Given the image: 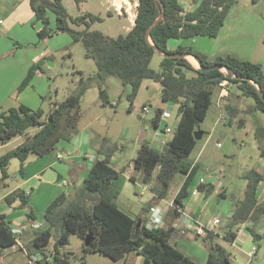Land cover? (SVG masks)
Listing matches in <instances>:
<instances>
[{
	"label": "trees",
	"instance_id": "1",
	"mask_svg": "<svg viewBox=\"0 0 264 264\" xmlns=\"http://www.w3.org/2000/svg\"><path fill=\"white\" fill-rule=\"evenodd\" d=\"M29 1L35 12L32 25L37 27L38 23L42 24L38 30L39 38L44 41L56 34L68 33L73 43H82L84 55L96 62L98 71L95 77L81 79L75 92L64 100L56 101L45 119L42 118V107L33 108L21 103L7 109L0 108V143L5 144L16 136L27 135L22 144L0 155V184L5 185L10 178L8 169L12 159H19V170L23 173L24 165L31 155L39 157L50 153L60 139L70 138L71 134L64 135L68 130H78L81 100L94 81L104 104L110 102L105 87L110 76H117L122 83L129 84L130 108L145 80L158 81L161 83L162 101L178 105L179 121L174 129L167 132L171 133V137L167 138L164 145L156 147L143 141L134 158V168L143 173L144 184L152 183L151 191L153 189L154 194L143 206L144 216L133 217L117 203L120 190L112 182L120 177L121 172L111 165L117 145L109 144L105 137L98 148L102 157L93 160L88 175L73 193L62 192L48 204L44 213L46 224L30 226L33 227L32 232L25 244L21 245L17 241L11 228L13 223L6 219L5 214H0V264L5 256L4 250L14 246L24 250L28 257L40 254L41 259L35 264H72L71 252L63 249L69 243L72 233L84 239L87 236L92 238L89 245L84 242L85 253L101 252L119 260L127 253L136 252L143 256L144 264H198L171 243L174 225L165 226L162 222L159 227H147L149 212L168 197L172 182L178 174L187 177L175 194V207L170 208L168 213L173 212L176 218L180 215L177 207L185 208L186 198L195 183L194 175L200 169L198 163L190 158L201 139L196 138L195 132H205L200 122L204 121L214 103V93L218 99V84L225 77L221 68L211 67L215 64L230 67L235 75L230 80L238 91L236 96L252 97L255 100V104L240 109L238 104L228 101L232 86L223 107L219 99H216L220 111L226 113L227 119L222 122L235 124L239 128L246 125V114L264 112V99L260 94V89L264 94V68L259 62L233 55L209 59L205 53L192 46L180 43L171 47L169 42L172 39L187 40L197 36L217 37L230 9L239 0H197L196 8L187 12L181 0H138L134 25L127 33L117 37L92 29L95 22L104 20L99 14L83 12L73 16L64 0ZM76 2L79 4L81 0ZM163 11V18L148 33ZM50 14L56 17L55 25L51 24ZM157 51L163 54L160 71L151 66ZM182 53L197 57L207 69L194 66L187 56L164 55ZM48 58L49 54H46L31 65L18 91L25 89L37 74L46 73ZM164 110L156 109L153 124L158 128ZM33 127L37 130L30 133ZM255 135L261 143V155L264 156V124L257 126ZM155 174L157 182L154 185ZM131 178L135 180V176ZM244 178V198L235 201L232 214L226 220L222 232L208 231L202 238L209 251L206 264H231L233 254L218 237L223 234V240L233 243L240 226L245 222H250L249 230L257 244L262 238L256 226L264 217V200L258 197L259 188L264 183V173L251 168L245 172ZM216 186L207 181L198 184V188L204 190L206 195L211 194ZM17 198L21 199L22 206H26L30 192L18 188L10 192L5 200L12 203ZM27 215L30 220L37 219L33 209ZM26 229L21 232L20 240ZM22 264L33 263L28 259Z\"/></svg>",
	"mask_w": 264,
	"mask_h": 264
},
{
	"label": "crops",
	"instance_id": "2",
	"mask_svg": "<svg viewBox=\"0 0 264 264\" xmlns=\"http://www.w3.org/2000/svg\"><path fill=\"white\" fill-rule=\"evenodd\" d=\"M85 3L91 5L88 10L84 12H96L103 11L107 14L118 17L119 20H123V27L125 28V33H127L135 23V18L137 15V6L138 0H81L80 3ZM184 10L192 11L197 6V0H181ZM65 4V0H64ZM66 5V4H65ZM264 5V0H239L236 4L232 6L230 12L226 18L224 26L221 28L217 37L212 38V40H205L202 37L197 36L191 39L189 42L193 48L202 51L205 53L209 59H214L217 56H226L233 55L240 59L252 60L264 64L255 60L253 56V51L250 52V55H246L243 57V54L232 51L228 46L230 40L232 39V34L229 29L232 24L231 17L234 11H243L249 12L254 6ZM67 7V6H66ZM68 8V7H67ZM252 13V12H251ZM98 14V13H95ZM78 15V14H77ZM100 15V14H99ZM235 17V16H234ZM51 24L55 25L56 17L54 14H50ZM35 19V12L31 7L29 0H5L2 5H0V105L6 104L7 106H16L9 104L11 99H16L18 101L17 105L21 103H25L33 108H39L42 106V98H43V90L39 87L40 84H43L46 75L37 74L29 85L23 89L20 93L18 92V88L25 79L29 68L31 65L43 57L45 54L52 51L48 50V46H42L47 42H43L40 40L38 35V30L41 27V23H38L37 27H31L33 20ZM238 20V19H237ZM238 22L235 21V24ZM27 25V26H26ZM31 25V26H30ZM234 25V24H232ZM258 36V44L261 42L264 43V24L258 25L256 27ZM10 32H15L18 37V41L21 43H27L28 49L31 46H36V50H28L27 52H23L22 48H16V51L13 54L7 53L10 49L14 47V41L7 40V34ZM234 37V36H233ZM241 37V38H240ZM239 38L242 39V34ZM72 39V37H71ZM173 41L169 42V46L175 47L178 44H185L184 40L181 39H172ZM73 43V40H55V47H52L53 50H56L64 44ZM224 43L225 46H221ZM198 44V45H193ZM207 44L208 46L204 45ZM205 46V47H204ZM152 80H145L141 86V88L145 85L147 89L154 88L155 84L151 83ZM158 83V82H157ZM159 84V83H158ZM140 88V90H141ZM157 88V86H156ZM158 89V88H157ZM160 90V88H159ZM140 92V91H139ZM237 90L235 86L231 88V94L229 95L228 101L235 102L238 104V107L242 110L247 108L250 105L255 104V100L252 97H237ZM18 94V95H17ZM139 94V93H138ZM218 100V99H217ZM219 101V100H218ZM164 105H168L169 102H163ZM149 102H145L144 105H148ZM143 105V106H144ZM164 105L160 104L157 108L166 109ZM134 106V103H133ZM171 106V104H169ZM167 109L171 110L170 107ZM259 112V111H256ZM256 115V113H253ZM258 115V114H257ZM236 127L228 124L227 122L220 121L219 118L215 120V123L212 129L202 131V138L206 137V141L203 145V152L206 150L209 141L214 137H217L218 132V147H221L223 144L225 145L228 140V135L232 134V139L235 140L234 131ZM32 133L31 131H29ZM156 135V133H155ZM27 135H19L12 139L10 142L5 144H0V149L4 150V153L16 148L20 144L25 141V137ZM227 136V138H225ZM19 137H24L20 141ZM161 135H156L155 139L158 140ZM225 138V139H224ZM219 139L223 140L224 143L220 142ZM80 141L72 142H64L60 140L56 148L50 153L44 156H37L33 158L32 155L26 161L23 173H20V161L18 162L17 172L11 173L12 163L17 161L15 159L11 160L9 165V173L10 178L7 179L5 185L0 184V203H7V206L0 207V214H5L6 219L10 220L16 226H25L26 231L22 234L20 244H25V241L30 238L32 232L31 228L44 226L46 224V219H42L37 216V219L30 220L28 218V212L30 209L34 210V206L41 202L42 206H48V204L60 193L68 192L72 185H76V182L79 177H83V179L88 175L89 169L93 160L96 157H102L101 154L98 153V150L93 155H91L88 151H86V146L80 145ZM12 145V146H11ZM208 151V156L205 158L206 162H211L216 160L217 151L213 149ZM3 153V154H4ZM63 154V157L59 158L58 154ZM233 154V153H232ZM2 155V154H1ZM200 155V154H199ZM260 160L256 165L248 167L245 171L237 173L236 176L241 178V180H229L228 172L225 167L221 165H212V164H204L201 159L195 158L193 159L198 163L199 170L194 175L195 183L191 187V193L186 198V210L194 216L197 221L211 225L213 219L217 216H222L223 222L220 226L215 227L213 229L214 232H222V228L226 223V220L229 218L230 213L233 210L235 201L241 200L244 198L245 187H246V179L244 178V174L247 170L251 168H256L260 172L264 173V156L260 153ZM15 163V162H14ZM72 164L74 166L72 167ZM15 165V164H14ZM222 168L224 170V177L222 179L221 186H216V189L209 195H206L204 190H200L198 188V184L201 181H207L208 174L210 171ZM140 174L132 175L135 176L134 182H138V180L143 181V173L139 171ZM68 174H71V178H69ZM1 176V170H0ZM121 176V175H120ZM131 176V177H132ZM186 175L184 176L181 185L186 179ZM140 178V179H138ZM9 180L14 181V186L10 190H3L1 187L8 186ZM119 180V178H118ZM66 181V182H65ZM113 180L112 184L115 188L120 190V196L117 200L119 206L126 212L132 213L131 216L136 217L139 215H145L143 207H137L135 209L132 207L130 203V199L124 196L121 193L120 186L117 185ZM238 183V185H235ZM180 185V187H181ZM11 186V185H10ZM260 195L264 194V184L261 185ZM179 187V188H180ZM22 188L28 192H30V198L28 204L26 206L21 205V199L17 198L12 203H8L5 198L6 196L18 189ZM178 188V190H179ZM177 190V192H178ZM44 191V192H43ZM43 192V193H42ZM176 192V193H177ZM50 194L48 199L46 194ZM154 196L152 193L151 198ZM175 197V195H174ZM174 197L172 199H174ZM151 198L149 200H151ZM165 199H162L160 202H163ZM44 202V203H43ZM149 202V201H148ZM147 202V203H148ZM32 203V205H30ZM146 203V204H147ZM44 204V205H43ZM46 204V205H45ZM122 204V205H121ZM161 204V203H160ZM46 209V208H45ZM17 211H23L24 214H17ZM35 211V210H34ZM45 213V211H43ZM36 213V211H35ZM129 213V214H130ZM37 215V214H36ZM44 216V215H43ZM163 225L169 226L174 225L175 230L172 233V237L170 239L171 243L174 244L180 251H182L185 255L196 261L198 264H206L209 251L202 238L205 236H199L196 234V226L194 221H189L182 217L181 215L174 218L173 212H167ZM33 226V227H30ZM250 222H245L240 226L238 236L233 243H230L236 251H231L232 262L231 264H264V217L260 220V222L256 226V230L259 234L262 235L261 240L257 244L253 235L249 230ZM29 236V237H28ZM218 239L222 243L223 234H220ZM225 241V240H224ZM223 244V243H222ZM258 246V248H257ZM15 251H17L16 246L12 247ZM255 249V253L253 255V259H250V253H252ZM27 254V253H26Z\"/></svg>",
	"mask_w": 264,
	"mask_h": 264
},
{
	"label": "rangeland",
	"instance_id": "3",
	"mask_svg": "<svg viewBox=\"0 0 264 264\" xmlns=\"http://www.w3.org/2000/svg\"><path fill=\"white\" fill-rule=\"evenodd\" d=\"M4 1L5 0H0V5H2ZM65 4L68 7L70 14L73 16L81 14L91 7V5L85 4L84 2L78 4L76 0H65ZM250 9L249 12L234 11L232 13L231 21L234 25H230L229 31H232L231 33H233L232 35L234 37L232 36L228 47L234 52L240 53L241 55L243 54V57L248 53V55H250V52L253 51L252 57L264 64V43L261 42L258 44V36H256V27L261 25V23L264 24V5H255L254 8ZM104 11L105 10H96V12H94L100 14L104 20L95 22L92 29L101 30L113 37L125 33L126 27H123V20H119L115 14L111 16ZM235 21L238 23L235 24ZM31 27L33 28L34 26L32 25ZM241 34L242 39H240ZM202 38L209 41L212 40V37L204 36ZM7 40H9L8 42H10V40L14 41V47L7 51V53L10 54H13L18 47L22 48L23 52L36 50L37 48L36 46H31V48L35 49H28L27 43H21L18 41L15 32L8 33ZM47 40L51 41L47 42ZM55 40L72 39L68 33H59L43 41L44 43H47L42 46H48V50H52L47 53L49 54V58L46 63V73L44 74L46 77L43 84L39 85L44 92L41 101V107L44 110L42 116L43 119L47 117L56 101H62L71 93L75 92L81 79H88L90 76L95 77L98 71L96 62L84 55V49L81 42L66 43L62 45V47L53 50L52 47H55ZM172 41L173 40H171V42ZM184 41V45H190L189 42L191 40ZM193 45L196 46L198 44ZM204 45L208 46L207 44ZM221 46H225V44L222 43ZM162 58L163 54L160 51H157L152 59L151 66L156 71L161 70ZM187 59L194 66H200L195 58L187 56ZM221 70L227 72L224 68ZM157 82L158 81L154 80L151 81L152 84H155V89H147L144 85L133 102L134 106L130 108L131 102L128 98V94L131 92V86L129 84L122 83L121 79L117 76H110L105 83L110 102L104 104L100 98L99 87L94 81L91 88L84 94L81 100L79 112L80 117L77 123L78 130L76 132L68 130L64 135L69 136L71 134L70 138L68 139L66 137L60 139L64 142H73L74 139L75 141H80V145L83 146V149L84 146H86V151L93 156V153L96 154L105 137L108 139L109 144L117 145V149L111 159V165L121 172V176L119 177V180L118 178L115 179V182L120 186L121 193L130 199V203L135 209H137V207L145 206L146 203L150 201L149 199L151 198L153 191V189L152 191L151 189L144 190L142 188L144 182L140 178H138L140 179L138 182H134L131 179L132 175L140 174V172L134 168V158L137 155L138 149L143 141H148L152 145L159 147V140L155 139L156 135H161V137L165 138L171 137V133H167L166 131L161 132L160 129L153 124V118L156 115L158 105H164L160 97L161 83L158 82V84ZM21 91L16 93H20ZM216 99L217 94L214 93V103L211 105L204 121L200 122L202 130L210 131L215 120L219 118L220 109ZM145 102H149V111L143 109ZM17 103L18 101H16V99H11L9 101V104L11 105L18 106ZM6 104L0 105V108H9ZM169 104H171V106H169ZM169 104L164 105L166 109L168 107L171 108L169 113H167V125L174 129L179 121L178 105L170 102ZM254 113H256V115L251 113L245 115L246 125L243 128H239L234 124V127H236L234 131L235 140L232 139V134H229L226 144L218 147L217 145L220 143H218L217 132V137L214 135L211 141H209L206 150L203 152L202 148L207 137V135H205L202 140H199L196 148L191 153L190 158L195 159L199 157L204 164L221 165L227 170L229 180H234V178L238 181L241 180L236 174L245 171L250 166L256 165L261 159V143L256 138L255 132L257 126L264 124V112L259 111ZM35 130H37L35 127L30 129L31 132H34ZM24 137H19L18 141L26 138ZM225 138H227V136ZM224 139H219V141L224 143ZM210 149H212L210 153L214 149L217 151L218 155L215 157L216 160L213 161V163L209 161L206 162L205 159L208 156V151ZM3 153L4 150L0 149V155ZM32 157L36 158L37 156L32 155ZM14 159L17 161L12 163L11 173L17 172L18 168L19 159ZM73 166L74 164H72V167ZM68 176L71 178V174H68ZM183 178L184 175L182 174L176 175L172 182L168 197L165 198L161 204H166L174 197ZM155 179L156 174L153 178L154 185L157 182ZM82 182L83 177H79L76 184L80 185ZM235 185H238V183H235ZM13 186L14 181L9 180L8 186L1 187V189L7 191ZM76 187V185H72L68 192L73 193ZM49 195V193L46 194V199H48ZM40 203L41 202L34 206V210L36 211L37 216L44 220L45 215L43 211H45L47 206H42ZM30 205H32V203ZM1 206H7V203H0V207ZM17 214H24V212L17 211ZM131 214L132 213H130V215ZM84 242V238L72 233L69 237V243L63 247L64 250L71 252L70 261L72 264H144L143 256L136 252L127 253L119 260H114L101 252L90 251L85 253L83 250ZM222 243L229 251H236L227 241L222 240ZM12 249L13 248H6L4 250L5 256L1 264H22L28 260V256L24 250L17 249V251L14 252Z\"/></svg>",
	"mask_w": 264,
	"mask_h": 264
},
{
	"label": "built area",
	"instance_id": "4",
	"mask_svg": "<svg viewBox=\"0 0 264 264\" xmlns=\"http://www.w3.org/2000/svg\"><path fill=\"white\" fill-rule=\"evenodd\" d=\"M224 74H225V77L222 78V80L218 84L219 85L218 99H219V104L222 107H223V104H224L225 100L227 99V97L229 95V90H230V88L232 86V81L228 77L227 72H224ZM143 109L145 111H149L150 106L149 105H144ZM169 111H170L169 109H165L160 115V121H159V123H160L159 125L160 126H159V129H160L161 132L164 130V126L167 123V113H169ZM219 119H220V121H224V120L227 119L225 111H223V110L220 111ZM165 131L166 132H170L171 128L168 125H166ZM158 140H159L158 141L159 146L164 145L167 142V138H165V137H160ZM58 157L59 158L63 157V154L59 153ZM224 175H225L224 174V170L222 168H216V169H214V170L209 172L207 182L214 183L217 186H221L222 179H223ZM151 187H152V183L144 184L142 186V188L144 190H150ZM261 187L259 188L258 197L261 200H264V194L260 195ZM174 207H175L174 199H171L166 204H158L155 207H153L151 209V211L149 212V217H148L149 219H148V222H147V227H149V228L159 227L162 224V222L164 221V218H165L167 212L169 211V209L170 208H174ZM177 209L180 212V215L182 217H184L185 219H187L189 221H194L195 226H196V229H195L196 230V234L199 235V236H205L208 231H213V229H215V227L220 226L222 224V222H223L222 216H217V217H215L213 219L211 225H207V224H204V223H201V222L197 221V219L194 216H192L186 210V208L178 206ZM231 214H232V212L230 213V215ZM11 228H12V232H13L14 236L16 237L17 241L20 243V234H21L22 231H24L25 226H22V225L21 226H16V225L13 224L11 226ZM254 253H255V249H254V251L252 253H250V259L249 260L253 259ZM49 257L50 256H48L47 259ZM28 259L30 260L31 263L35 264L37 260L41 259V255L40 254H35L32 257H28Z\"/></svg>",
	"mask_w": 264,
	"mask_h": 264
},
{
	"label": "water",
	"instance_id": "5",
	"mask_svg": "<svg viewBox=\"0 0 264 264\" xmlns=\"http://www.w3.org/2000/svg\"><path fill=\"white\" fill-rule=\"evenodd\" d=\"M163 16H164V11L162 12V14L155 20V22L152 24V26L149 28V30H148V33L150 32V30L152 29V27L155 25V24H157L162 18H163ZM164 55H166V56H176V55H179V56H188V57H193V58H195L198 62H199V67L200 68H202L203 70H206L207 68H205L203 65H202V63H201V61H200V59H198L197 57H195V56H193V55H190V54H164ZM211 68H224L226 71H227V75H228V77L229 78H231L232 76H235L234 74H233V71H232V69L230 68V67H227V66H223V65H213ZM258 88H260L259 86H258ZM260 94L262 95V97H263V99H264V94H263V92L261 91V89H260ZM199 133V134H198ZM195 136H196V138L197 139H200L201 137H202V132L201 131H199V130H197L196 132H195ZM139 225H140V222H139ZM91 237L90 236H87L86 237V239H85V244L86 245H89L90 244V242H91Z\"/></svg>",
	"mask_w": 264,
	"mask_h": 264
}]
</instances>
